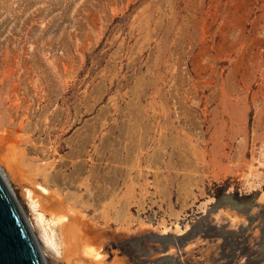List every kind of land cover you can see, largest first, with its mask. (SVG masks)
Masks as SVG:
<instances>
[{
	"label": "rangeland",
	"instance_id": "374dc122",
	"mask_svg": "<svg viewBox=\"0 0 264 264\" xmlns=\"http://www.w3.org/2000/svg\"><path fill=\"white\" fill-rule=\"evenodd\" d=\"M0 170L45 264H264V0H0Z\"/></svg>",
	"mask_w": 264,
	"mask_h": 264
},
{
	"label": "water",
	"instance_id": "95a60500",
	"mask_svg": "<svg viewBox=\"0 0 264 264\" xmlns=\"http://www.w3.org/2000/svg\"><path fill=\"white\" fill-rule=\"evenodd\" d=\"M0 264H45L28 221L1 177Z\"/></svg>",
	"mask_w": 264,
	"mask_h": 264
},
{
	"label": "bare ground",
	"instance_id": "6f19581e",
	"mask_svg": "<svg viewBox=\"0 0 264 264\" xmlns=\"http://www.w3.org/2000/svg\"><path fill=\"white\" fill-rule=\"evenodd\" d=\"M0 177H1V179L7 184V182H6V178L4 177V175H3V173L1 172V170H0ZM58 198V197H57ZM58 206H60V205H58ZM57 206V207H58ZM63 205L61 204V207H62ZM53 207V206H52ZM51 207V208H52ZM56 207V206H55ZM66 207V206H65ZM69 207V206H68ZM68 207H66V208H68ZM54 208V207H53ZM59 208V207H58ZM57 208V210H59ZM71 208V207H70ZM56 209V208H55ZM73 209V208H72ZM49 210H51V209H49ZM53 210V209H52ZM62 210V209H61ZM70 210V209H69ZM68 210V211H69ZM76 210V209H75ZM55 211V210H54ZM65 211V210H64ZM71 211V210H70ZM73 211H74V209H73ZM72 211V212H73ZM75 212V211H74ZM55 213V212H54ZM68 213V212H67ZM76 213V212H75ZM75 213H74V215H75ZM52 214L53 213H51L50 215H51V217H52ZM69 214H70V212H69ZM71 215H73L72 213H71ZM80 215V214H79ZM81 216V215H80ZM40 217V218H39ZM39 217H38V215H37V218H39V220L40 219H42L43 218V216L42 215H40L39 214ZM74 217L73 216H69L68 214H65V212L63 213V210L62 211H56V214L55 215H53V217H52V219H51V222L53 223V225L54 224H59L58 226H60V232L62 233V237H63V242H64V244H65V251H64V259L65 258H70V257H72V256H74L75 254H79V253H81V254H83V255H85V254H88V256L89 255H92L94 252H96V250L95 249H93L92 247L93 246H90V245H88V244H86L85 243V241L84 242H81L80 241V236H79V241L80 242H78V239H77V235H76V233H74V229L73 228H75L73 225H74V219H73ZM76 219H77V217H76ZM80 220L82 219V218H79ZM41 222V221H40ZM75 222H76V220H75ZM81 222H83V221H81ZM79 223H80V221H79ZM81 226V225H80ZM85 226V225H84ZM83 226V227H84ZM77 227V226H76ZM78 228V227H77ZM80 228H82V227H80ZM75 230H77L76 228H75ZM84 230V229H83ZM77 231H79V229L77 230ZM80 232V231H79ZM78 232V233H79ZM81 234H84L83 232L81 233ZM85 235H86V233H85ZM84 235V236H85ZM83 238V237H82ZM85 238H87V237H85ZM35 239V238H34ZM61 239V238H60ZM36 241V240H35ZM48 241V240H47ZM87 241V240H86ZM88 242V241H87ZM37 243V242H36ZM90 244H92V242L90 243ZM38 245V244H37ZM39 247V246H38ZM39 250H40V248H39ZM40 253H41V251H40ZM41 255H42V253H41ZM87 256V255H86ZM94 256L96 257V255L94 254ZM42 257H43V255H42ZM91 257V256H90ZM44 259V258H43ZM78 259H80V258H78ZM73 262V261H72ZM78 264H83L82 262H80V263H78Z\"/></svg>",
	"mask_w": 264,
	"mask_h": 264
}]
</instances>
